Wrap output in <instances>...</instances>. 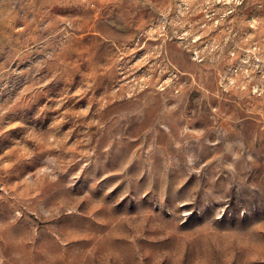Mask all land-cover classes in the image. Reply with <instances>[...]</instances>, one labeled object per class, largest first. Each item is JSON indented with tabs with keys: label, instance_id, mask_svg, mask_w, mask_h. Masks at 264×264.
<instances>
[{
	"label": "rangeland",
	"instance_id": "rangeland-1",
	"mask_svg": "<svg viewBox=\"0 0 264 264\" xmlns=\"http://www.w3.org/2000/svg\"><path fill=\"white\" fill-rule=\"evenodd\" d=\"M0 264H264V0H0Z\"/></svg>",
	"mask_w": 264,
	"mask_h": 264
},
{
	"label": "built area",
	"instance_id": "built-area-1",
	"mask_svg": "<svg viewBox=\"0 0 264 264\" xmlns=\"http://www.w3.org/2000/svg\"><path fill=\"white\" fill-rule=\"evenodd\" d=\"M129 70V69H128ZM135 72L133 71L131 74L132 78L128 79V81H126V84H129V92L127 93L128 97H131L134 95V92L138 89V91H142L146 88H148L150 86V82L152 81V75L149 76H144V78H142V80H136V76L134 74ZM126 75V74H125ZM123 75V79L126 78V76ZM131 76V75H130ZM168 80L170 79H164L160 82L159 84V88H162V90H164L166 88V84L168 83Z\"/></svg>",
	"mask_w": 264,
	"mask_h": 264
}]
</instances>
